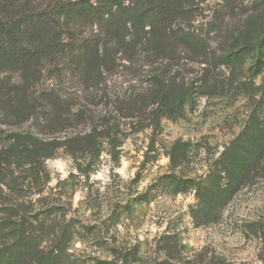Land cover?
<instances>
[{"label":"rangeland","instance_id":"374dc122","mask_svg":"<svg viewBox=\"0 0 264 264\" xmlns=\"http://www.w3.org/2000/svg\"><path fill=\"white\" fill-rule=\"evenodd\" d=\"M42 1L47 0H34ZM158 1L177 10L166 32V50L147 51L146 38L155 37L146 26L126 37L127 53H136L130 61L124 52L113 57L112 68L104 73L107 86H80L78 76L66 68L42 77L39 90L61 89L62 97L83 111L79 123L55 133L40 132L32 121L0 124V151L7 150L0 166V230L15 238L24 213L38 232L53 229L58 216L63 226L75 217L83 237L74 239L71 252L84 264L114 258L112 248L121 256L131 252L130 264H264L262 238L252 229L264 220V165L249 172L236 193L224 200L217 195L232 170L239 169L238 158L259 149L258 126L248 127L253 110H264V70L251 78L250 57L234 65L216 64L248 32L254 41L260 38L264 0L126 4L139 13ZM184 33L204 42L207 53L188 50L180 42ZM133 41L140 48L132 49ZM7 72L12 76L14 70L8 67ZM157 74L177 90L162 110L176 104L186 86L193 85L196 97L193 105L189 92L184 105L168 110L159 125L132 100L147 95L149 110L158 106L151 103ZM122 112L133 115L124 118ZM115 117L120 131L80 138ZM11 130H31L51 143L39 151L48 155L41 158V173L13 144ZM169 174L196 184L176 192Z\"/></svg>","mask_w":264,"mask_h":264},{"label":"trees","instance_id":"16d2710c","mask_svg":"<svg viewBox=\"0 0 264 264\" xmlns=\"http://www.w3.org/2000/svg\"><path fill=\"white\" fill-rule=\"evenodd\" d=\"M175 12L177 10L174 7L162 1L151 3L139 13H132L126 0H0V124L17 125L32 121L40 132L49 133L76 125L83 111L76 110L73 102L64 99L61 89L52 87L39 90L38 84L44 74L66 68L78 76L80 86L96 89L102 83L107 86L104 73L112 68L113 57L124 52L126 56L123 58L130 61L129 55L136 53L133 50L127 53L130 46L126 40L128 34L149 26V33L155 38H146L144 45L147 51L159 47L166 50V37H170L166 32L171 27ZM254 39L255 36L248 32V36L238 41L233 49L219 56L216 64L234 65L250 57L253 61L249 68L250 76H257L264 70V26L260 38L257 41ZM180 42L194 53L206 54L208 51L205 43L190 33H184ZM134 44L132 49L141 46L140 43ZM8 67L14 70L12 76L7 74ZM160 76L157 74L154 78L156 84L151 90V103L158 104L156 108L153 106L149 110L151 105L147 103V95L132 98L134 105L139 102L142 111L150 113L157 125L168 110L184 105L189 92L193 105L196 104L195 89L189 85L178 95L176 104L162 110L170 96L177 94V90L170 84L171 81ZM258 110L255 108L250 116L248 131L260 126L256 128L258 137L255 139L259 149H252V154L238 158L239 169L232 170L226 186L217 194L221 200L236 193L244 185L243 181L249 172L263 169L264 110L261 113ZM132 115L121 113L124 118ZM119 120L115 117L114 122H111V118H107L104 128L94 125L90 133L80 138H91L93 133L105 137L112 131H120ZM9 136L41 173V158L48 155L42 156L39 151H43V147L49 149L51 143H43L38 133L31 130H11ZM239 138H243V134ZM234 143L235 140L232 141ZM5 153L7 150L0 151V166L5 161ZM167 177L176 192L196 184L194 179L176 174ZM54 213L59 215V210ZM58 217L54 218L53 229H44L45 223H42L43 228L38 232L33 222L28 220L27 213L21 214L17 224L19 231L13 239L11 232L0 230V264H84L71 252L74 239L83 237L77 228L78 219L73 217L63 226L57 220ZM255 227L264 244V220L252 229ZM112 251L114 258H97L90 264H130L133 260L131 252L121 256L115 254V249L112 248ZM214 264L223 262L217 260Z\"/></svg>","mask_w":264,"mask_h":264}]
</instances>
